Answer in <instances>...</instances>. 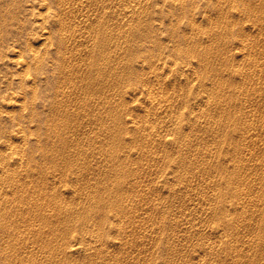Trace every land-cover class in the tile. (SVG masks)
I'll list each match as a JSON object with an SVG mask.
<instances>
[{
  "label": "rangeland",
  "instance_id": "rangeland-1",
  "mask_svg": "<svg viewBox=\"0 0 264 264\" xmlns=\"http://www.w3.org/2000/svg\"><path fill=\"white\" fill-rule=\"evenodd\" d=\"M41 1L0 0V264H264V0Z\"/></svg>",
  "mask_w": 264,
  "mask_h": 264
},
{
  "label": "bare ground",
  "instance_id": "bare-ground-1",
  "mask_svg": "<svg viewBox=\"0 0 264 264\" xmlns=\"http://www.w3.org/2000/svg\"><path fill=\"white\" fill-rule=\"evenodd\" d=\"M42 1H43V0H42ZM42 1H41V2H42ZM60 1H61V0H60ZM67 1H69V0H67ZM245 1H246V0H245ZM250 1H251V0H250ZM36 2H40V0H39V1L36 0ZM44 2H46V1L44 0ZM44 2H42V3H44ZM56 2H58V1H56ZM64 2H65V0H64ZM64 2H63V3H64ZM247 2H248V1H247ZM247 2H246V3H247ZM255 2H256V1L253 2V0H252V2H250V3H253V6H254V3H255ZM257 2L259 3V1H257ZM262 2H264V1H262ZM262 2H261V7H262ZM59 3H61V2H59ZM241 3H242V2H241ZM244 3H245V2H244ZM244 3H242V4H244ZM258 3H257V4H258ZM36 4H37V3H36ZM61 4H62V3H61ZM61 4H60V5H61ZM247 4H248V3H247ZM247 4H246L245 6H247ZM41 5H42V4H41ZM45 5H46V4H45ZM45 5H44V6H45ZM251 5H252V4H250L249 7H251ZM255 5H256V3H255ZM39 6H40V5H39ZM44 6H42V7H44ZM46 6H47V5H46ZM245 6H243V7H245ZM253 6H252V7H253ZM259 6H260V5H259ZM263 6H264V4H263ZM47 7H48V6H47ZM247 7H248V6H247ZM249 7H248V8H249ZM255 7L257 8V6H255ZM261 7H260L259 10H262ZM44 8H45V7H44ZM245 8H246V7H245ZM253 8H254V7H253ZM256 8L253 9V10H255V11L258 10V9H256ZM49 9L52 10L51 8H49ZM251 9H252V8H251ZM46 10H48V9H46ZM46 10H45V12H46ZM50 10H49V11H50ZM243 10H244V8H243ZM245 10H247V9H245ZM251 11H252V10H251ZM52 12H54V11H52ZM52 12H51V13H52ZM55 12H56V11H55ZM244 12H245V11H244ZM246 12H248V11H246ZM246 12H245V13H246ZM256 12L258 13V11H256ZM256 12H255V14H256ZM68 13H69V12H68ZM249 13H250V11H249ZM252 13H254V11H253ZM43 14H44V12L42 13V15H43ZM52 14H53V13H52ZM58 14H59V13H58ZM258 14H259V13H258ZM258 14H257V15H258ZM42 15H41V16H42ZM46 15H47V14L45 13L44 16H46ZM49 15H50V14H48L47 16H49ZM59 15H60V14H59ZM53 16H54V15H53ZM56 16H57V15H56ZM61 16H62V15H61ZM42 18H44V17H42ZM45 18H46V17H45ZM45 18H44V20H45ZM62 18H63V17H62ZM58 19H60V18H58ZM46 20H47V19H46ZM53 21H55V20H53ZM56 21H57V20H56ZM60 21H63V20H60ZM60 21H59V22H60ZM64 22H65V21H64ZM64 22H63V23H64ZM61 24H62V23H61ZM103 24H104V23H103ZM65 25H66V24H65ZM66 26H67V29H68V25H66ZM60 27H61V28H62V27L64 28L63 25L60 26ZM58 29H59V28H58ZM67 29H66V30H67ZM69 29H70V28H69ZM69 29H68V30H69ZM98 29H99V28H98ZM100 29H101V28H100ZM104 29H105V28H104ZM104 29H102V30H104ZM56 30H57V29H56ZM102 30H101V31H102ZM46 31H48V30L46 29ZM58 31H60V30H57V31H55V32L57 33ZM72 31H73V30H72ZM72 31H70V32H72ZM98 31H100V30H98ZM63 32H64V31H63ZM65 32H66V31H65ZM65 32H64V34H65ZM67 32L69 33V31H67ZM106 32H107V31H106ZM106 32H105V33H106ZM56 33H54V34H56ZM60 33H62V31H61ZM68 33H67V34H68ZM64 34H63V35H64ZM102 34H104V31H103ZM60 35H62V34H60ZM65 35H66V34H65ZM68 35H69V34H68ZM68 35H67V36H68ZM71 35H72V34H71ZM71 35H70V36H71ZM45 36H46V35L42 36L44 40L47 38V36H46V37H45ZM70 36H69V37H70ZM98 36H99V35H98ZM102 36H103V35H102ZM105 36H106V35H105ZM56 37H57V36H56ZM59 37H60V36H59ZM61 37H62V36H61ZM64 37H65V36H64ZM64 37H63V38H64ZM106 37H107V36H106ZM106 37H105V38H106ZM57 38H58V37H57ZM63 38H62V39H63ZM101 38H102V37H101ZM66 39L68 40L69 38H66ZM57 40H58V39H57ZM57 40H56V41H57ZM60 40H61V39H60ZM67 40H65V41H67ZM98 40H99V39H98ZM104 40H105V39H104ZM106 40H107V38H106ZM58 41H59V40H58ZM102 41H103V40H102ZM60 42H61V41H60ZM65 43H66V42H65ZM65 43H64V44H65ZM104 43H105V42H104ZM104 43H103V45H104ZM96 44H97V43H96ZM29 45H30V44H29ZM59 45H60V43H59ZM59 45H58V46H59ZM98 45H99V44H98ZM64 46H65V45H64ZM64 46H63V47H64ZM100 46H102V45H100ZM23 47H24V46H23ZM29 47H31V46H29ZM29 47H28V48H29ZM60 47H61V46H60ZM24 48H25V47H24ZM31 48H32V47H31ZM31 48H30V49H31ZM102 49H103V48H102ZM26 50H29V49H26V48H25V51H26ZM99 50H101V49H99ZM31 51H33V52L35 53V57H34V59H36V60H34V59L32 58L33 61H37V63L34 62V63L36 64L35 66H37L38 63H41V64H42V62H43L45 59H47L46 56H45V57H46L45 59H43L44 57H43V58H39V57H38L39 54H37V52H36V50H35L34 48H32ZM29 52H30V50H29ZM31 53H32V52H31ZM34 53H32L33 56H34ZM96 53H97V52H96ZM22 54H24V52H23ZM99 54H100V53H99ZM102 54H103V53H102ZM105 54H106V53H105ZM23 56H24V55H23ZM42 56H44V55H42ZM102 56H104V55H102ZM23 58H24V57H23ZM97 58H99V57H97ZM25 59H26V58H25ZM25 59H24V60H25ZM24 60L19 58V61L21 62V64L24 63V62L26 61V60H25V61H24ZM48 60H49V59H48ZM99 60H100V59H99ZM103 60H104V59H103ZM17 61H18V60H17ZM93 62H94V61H93ZM93 62L91 61V63H93ZM95 62H99V61L96 60ZM103 62H104V61H103ZM18 63H19V62H18ZM28 63H29V61H28ZM30 63H31V60H30ZM46 63H47V61H46ZM89 63H90V62H89ZM106 63H107V62H106ZM19 64H20V63H19ZM24 64H26V62H25ZM31 64H33V63H31ZM31 64H30V66H31ZM44 64H45V63H44ZM44 64H43V65H44ZM95 64H96V63H95ZM97 64H98V63H97ZM103 64H105V63H103ZM103 64H101V65H103ZM26 65H27V64H26ZM26 65H25V66H26ZM99 65H100V64H99ZM101 65H100V66H101ZM39 66L41 67V65H39ZM62 66H64V65H62ZM95 66H96V65H95ZM28 67H29V65H28ZM28 67H27V68H28ZM37 67H38V66H37ZM64 67H65V66H64ZM93 67H94V66H93ZM96 67H98V65H97ZM27 68H26V69H27ZM29 68H30V67H29ZM91 68H92V66H91ZM115 68H116V67H115ZM117 68H118V67H117ZM31 69H32V68H31ZM63 69L65 70L66 68H63ZM113 69H114V68H113ZM113 69H112V70H113ZM119 69H121V68H119ZM27 70L29 71V69H27ZM27 70H26V71H27ZM64 70H63V71H64ZM97 70H98V69H97ZM114 70H115V69H114ZM114 70H113V71H114ZM31 71H32L31 73H33L34 71L37 72L36 69H35V70H31ZM61 71H62V70H61ZM63 71H62V73H63ZM100 71H101V70H100ZM105 71H106V70H105ZM105 71H104V72H105ZM116 71H117V70H116ZM35 72H34V73H35ZM88 72H89V71H88ZM90 72H91V70H90ZM90 72H89V73H90ZM104 72H103V73H104ZM64 73H66V72H64ZM100 73H101V72H100ZM116 73H117V72H116ZM28 74H29V73H28ZM36 74H39V73H36ZM36 74H35L34 76H37ZM67 74H68V73H67ZM69 74H70V73H69ZM90 74H91V73H90ZM97 74H98V73H97ZM101 74H102V73H101ZM114 74H115V73H114ZM39 75H40V74H39ZM63 75H64V74H63ZM83 75H85V74H83ZM93 75H94V73H93ZM99 75H100V74H99ZM27 76H28V75H27ZM66 76H67V75H65V76H63V77H66ZM87 76H88V75H86V77H87ZM96 76H98V75H96ZM102 76L104 77V75H102ZM29 77H30V76H29ZM38 77H39V76H38ZM42 77H43V76H42ZM86 77H85V78H86ZM90 77H91V76H90ZM33 78H34V77H33ZM44 78H45V77H43V80H44ZM67 78H68V76H67ZM69 78H70V77H69ZM100 78H101V77H100ZM100 78H98V79H100ZM38 79H39V80H42V78H41V79L38 78ZM38 79H37V81H38ZM87 79H88V78H87ZM90 79H91V78H90ZM90 79H88V80H90ZM96 79H97V78H94L93 80H96ZM101 79H102V78H101ZM101 79H100V80H101ZM103 79H104V78H103ZM103 79H102V80H103ZM33 80L35 81V79H33ZM43 80H42V81H43ZM84 80H86V79H84ZM88 80H87V81H88ZM91 80H92V79H91ZM93 80H92V82H93ZM64 81H65V78H64ZM67 81H68V80H67ZM87 81H86L85 85L87 84ZM96 81H97V80H96ZM35 82H36V81H35ZM39 82H40V81H39ZM39 82H38V83H39ZM100 82H102V81H100ZM38 83H37V84H38ZM90 83H91V81H90ZM93 83H95V82H93ZM97 83H99V82H97ZM33 84H34V87H35V86H36V85H35L36 83H33ZM91 84H92V83H91ZM74 85H75V84H74ZM74 85H73V86H74ZM94 86H95V85H94ZM78 87H79V86L74 87L75 90H76V88L78 89ZM86 87H87V86H86ZM88 87H89V86H88ZM98 87H99V86H98ZM98 87L96 86L95 88L98 89ZM74 88H73V89H74ZM99 88H100V87H99ZM90 89H91V88H90ZM83 90H86V89H83ZM91 90L93 91L94 89H91ZM87 91H88V90H87ZM92 91L89 90L90 93H91ZM98 91H100V89H99ZM93 94H94V93H93ZM91 95H92V94H91ZM91 95H90V96H91ZM61 99H62V98H61ZM89 99H90V97H89ZM59 101H60V99H59ZM87 101H89V100H87ZM87 101H86V102H87ZM61 102H62V101H61ZM84 102H85V101H84ZM84 102H82V104H83ZM86 102H85V103H86ZM57 103H60V102L57 101ZM86 104H87V103H86ZM89 104H90V101L88 102V105H89ZM86 106H87V105H86ZM86 106H85V108H86ZM89 106H90V105H89ZM89 106H88V107H89ZM88 107H87V108H88ZM89 108H90V107H89ZM70 116H72V115H70ZM67 117H68V116H67ZM68 118H69V117H68ZM70 120H71V119H69V121H70ZM63 121H65V120H63ZM62 123H64V122H62ZM67 123H68V122H67ZM60 125H62V124H59V126H60ZM57 126H58V125H56L55 127L57 128ZM63 126H64V125H63ZM58 128L62 129L61 127H58ZM58 128H57V130H58ZM55 130H56V129H55ZM59 131H61V130H58V132H59ZM56 132H57V131H56ZM58 132H57V134L59 135L60 132H59V133H58ZM61 133H62V131H61ZM113 133H114V132H113ZM119 133H120V132H119ZM117 134H118V133H117ZM117 134H116V135H117ZM60 135H61V134H60ZM111 135H112V134H111ZM118 135H119V134H118ZM63 136H64V135H63ZM113 136H114V135H113ZM64 137H65V136H64ZM111 137H112V136H111ZM111 137H110V138H111ZM116 137H117V136H116ZM61 138H62V137H61ZM112 138H113V137H112ZM117 138L120 139L119 137H117ZM117 138H115L114 140H116ZM63 139H64V138H63ZM61 140H62V139H61ZM62 141H63V140H62ZM65 141H67V139L64 140L63 143H65ZM116 142H117V141H116ZM120 142H121V139H120ZM63 143H62V144H63ZM60 144H61V141H60ZM52 145H53V144H52ZM54 145H56V144L54 143ZM57 145H59V143H57ZM66 146H67V145H66ZM66 146H64V148H66ZM52 147H53V146H52ZM62 147H63V145L60 146L61 149L59 148V150H62ZM67 147H68V146H67ZM54 148H55V147H54ZM56 150H57V149H56ZM64 150H66V149H64ZM51 152H52V151H51ZM53 152H54V151H53ZM60 152H61V151H60ZM62 152H63V151H62ZM62 152H61V153H62ZM111 153H112V152H111ZM111 153H110V155H112ZM115 153H116V152H115ZM54 154H56V153H54ZM63 154H65V153H63ZM113 154H114V152H113ZM64 156H65V155H64ZM64 156L62 155V157H64ZM66 157H67V156H66ZM112 157H113V156H112ZM51 158H52V157H51ZM53 158H54V157H53ZM55 159L57 160V158H55ZM65 159H66V158H65ZM51 160H52V159H51ZM51 162H52V161H51ZM53 162H54V159H53ZM55 162H56V161H55ZM56 163H57V162H56ZM55 166H57V165L55 164ZM14 169H15V168H14ZM16 169H17V168H16ZM16 169H15V171H17ZM29 169H30V168H29ZM15 171H14V172H15ZM41 172H42V170H41ZM237 178H238V177H237ZM119 180H120V179H119ZM236 180H237V179H236ZM42 185H43V184H42ZM43 187H44V185H43ZM38 192H39V191H38ZM42 192H44V191L42 190ZM42 192H39V193H42ZM47 192H48V191H47ZM118 192H119V191H118ZM48 193H49V192H48ZM119 193L122 194L121 192H119ZM119 193H118V194H119ZM45 194H47V193H45ZM51 194H52V192H51ZM42 195H44V193H42ZM42 195H41V196H42ZM47 195H48V194H47ZM49 195H50V194H49ZM52 195H54V193H53ZM55 195H56V194H55ZM55 195H54V197H55ZM123 195H124V194H123ZM100 196H101V194H100ZM36 197L38 198V195H36ZM42 197L45 198V197H47V196L44 195V196H42ZM54 197H53V198H54ZM37 198L34 197L33 199L35 200V199H37ZM39 198H40V197H39ZM39 198H38V200H39ZM47 198H48V197H47ZM47 198H46V199H47ZM50 198H51V195H50ZM56 198H57V196H56ZM56 198H55V200H56ZM93 198H95V197H93ZM98 198H99V199H102V198H100V197H98ZM49 200H51V199H49ZM52 200H53V199H52ZM52 200H51V201H52ZM55 200H54V201H55ZM98 201H100V200H98ZM32 202H34V201H32ZM32 202H31V203H32ZM35 202H36V201H35ZM52 202H53V201H52ZM94 202H95V201H94ZM36 203H37V202H36ZM39 203H40V200H39ZM96 203H97V202H96ZM96 203H95V204H96ZM33 204H34V203H33ZM92 204H93V203H92ZM97 204H98V203H97ZM100 204H101V203H100ZM100 204H98V205H100ZM103 204H104V203H103ZM98 205H96V206L98 207ZM33 206H34V205H33ZM35 206H36V205H35ZM39 206L42 208V207H44L45 205L42 206V205L39 204V205H38V209L36 208L37 206L34 207V208H36L37 212H38L39 209H40ZM93 206H94V205H93ZM59 207H61V206L59 205ZM97 207H96V208H97ZM103 207H104V206H102L101 209H103ZM31 208H32V206H31ZM93 209H94V208H93ZM98 209H99V207H98ZM41 210L43 211V209H41ZM105 210H106V209H105ZM105 210H103V211H105ZM97 211H98V210H97ZM101 211H102V210H101ZM103 211H102V213H103ZM40 212H41V211H40ZM100 213H101V212H100ZM84 217H85V216H84ZM7 220H8V219H7ZM9 221H11V220L9 219ZM9 221H6V222L8 223ZM11 222H12V221H11ZM4 223H5V221H4ZM13 223H14V222H12V224H10V225H13ZM2 225H3V224H2ZM6 225H7V224H6ZM6 225H5V226H6ZM14 225H15V224H14ZM3 226H4V225H3ZM3 226H2V227H3ZM0 228H1V227H0ZM8 228H9V226H8ZM3 229L6 230L7 228H6V229L3 228ZM9 229H10V228H9ZM12 229H13V228H12ZM12 229H11V230H12ZM0 230H1V229H0ZM0 232H1V231H0ZM4 232H5V231H4ZM78 248H79V246H78ZM102 250H103V249H102ZM102 252H103V251H102ZM102 252H99V253L102 254Z\"/></svg>",
  "mask_w": 264,
  "mask_h": 264
}]
</instances>
